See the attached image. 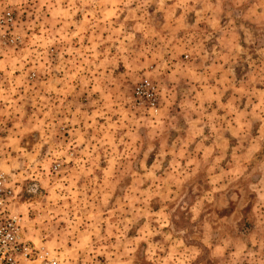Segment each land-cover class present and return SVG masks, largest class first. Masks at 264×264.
Returning <instances> with one entry per match:
<instances>
[{
	"label": "rangeland",
	"instance_id": "obj_1",
	"mask_svg": "<svg viewBox=\"0 0 264 264\" xmlns=\"http://www.w3.org/2000/svg\"><path fill=\"white\" fill-rule=\"evenodd\" d=\"M7 13L22 44L0 39V171L24 239L56 264H264V0ZM146 79L153 117L131 108Z\"/></svg>",
	"mask_w": 264,
	"mask_h": 264
},
{
	"label": "built area",
	"instance_id": "obj_2",
	"mask_svg": "<svg viewBox=\"0 0 264 264\" xmlns=\"http://www.w3.org/2000/svg\"><path fill=\"white\" fill-rule=\"evenodd\" d=\"M15 26L11 13L0 18V39L5 47L17 48L22 44L21 36L13 32ZM159 95L154 83L143 80L134 87L131 108L143 109L153 117L158 111ZM14 187V183L0 171V264H56L54 252L45 244H35L23 238L21 219L13 209L17 198Z\"/></svg>",
	"mask_w": 264,
	"mask_h": 264
}]
</instances>
